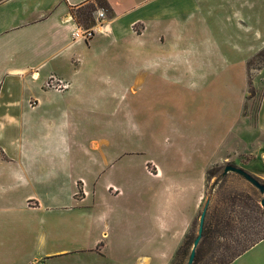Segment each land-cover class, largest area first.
Masks as SVG:
<instances>
[{"label": "crops", "instance_id": "crops-1", "mask_svg": "<svg viewBox=\"0 0 264 264\" xmlns=\"http://www.w3.org/2000/svg\"><path fill=\"white\" fill-rule=\"evenodd\" d=\"M90 1L0 0V264L123 258L133 164L154 183L156 198L164 197L157 229L178 230L166 220L182 215L176 236L187 233L203 204L213 166L230 162L264 180V90L255 120L242 114L263 132L248 149L231 148L232 133L212 158L204 134L202 148L190 151L161 149L157 135L152 149L129 145L135 118L156 112L150 92L157 98L181 73L205 96L191 76L226 70V40L215 20L222 12L259 39L241 51L249 83L247 64L264 48V0H107L113 14L86 40L75 37L72 8ZM258 71L257 80L264 67ZM58 81L67 86L58 89ZM187 196H194L192 212L178 205ZM230 264H264V239Z\"/></svg>", "mask_w": 264, "mask_h": 264}, {"label": "rangeland", "instance_id": "rangeland-1", "mask_svg": "<svg viewBox=\"0 0 264 264\" xmlns=\"http://www.w3.org/2000/svg\"><path fill=\"white\" fill-rule=\"evenodd\" d=\"M212 20H214L213 17H211V25ZM215 20L220 22L218 29L223 31L226 40L225 72L222 68L216 69L209 74L205 73L206 77L203 80H201V74L191 76V80L195 79L197 82L194 85L201 91L205 89L209 96L193 92L191 82L181 73H178L171 83L166 82L163 85L157 98L150 92L148 97L153 99L156 112L146 113L144 117H136L130 125L129 145L131 149H138L142 146L152 149V138L155 135L158 138V147L161 149H172L173 147L185 148L189 151L194 147L201 149V142L197 139L204 134V151L212 158L223 136L228 137L232 133L230 142L233 138L234 142H231V148L239 150L250 148L251 141L257 135L263 134L261 130L254 127L249 118L242 115L244 113L255 120V113L264 90V77L257 80L258 70L264 67V60H254L249 68V79L255 90L254 97L249 96V83L247 84L245 75L246 66L243 62L239 63L242 49L247 50L258 44L257 34L254 29L242 28L234 19L232 12H222ZM213 27L217 28L216 24ZM189 45L191 44L185 43L184 47ZM209 51L210 49L206 48V52ZM256 80L259 87L256 86ZM223 89L225 93L222 94ZM207 106L210 107L209 114H203ZM197 112L200 114L198 118ZM139 133L145 134L146 138L143 140ZM230 164L234 165L229 162L221 167H212L215 168V176H208L203 204L187 233L179 236H176L175 232L181 231L184 222L180 214L171 221L166 220L178 230L173 229L172 232L167 233L157 229L158 220L155 214L158 211L156 207L160 203L163 204L164 197L162 195L160 199L156 198L154 183L148 176H143L142 168L133 164L130 168L132 180L125 189L130 223L127 244H125L123 258L115 259L109 264H144L146 256L154 258L151 264H188L194 242L199 235L200 219L205 208L207 209L206 228L198 245V257L194 262L196 264H220L222 260L235 252L237 239L241 236V230L244 227L238 220L241 216V208L237 205V197H249L261 203L263 195L243 176L235 172L224 175L225 167ZM153 165H150V170L155 171V165ZM256 178L264 184V180ZM184 189H186L183 190L185 192L190 190L189 188ZM186 201L178 205H183L192 212L194 196L193 198L187 196ZM228 221L229 224H227Z\"/></svg>", "mask_w": 264, "mask_h": 264}, {"label": "trees", "instance_id": "trees-1", "mask_svg": "<svg viewBox=\"0 0 264 264\" xmlns=\"http://www.w3.org/2000/svg\"><path fill=\"white\" fill-rule=\"evenodd\" d=\"M100 8L105 9L106 13L109 15L113 14V10L107 0H93L81 6L74 7L72 8V14L80 26L86 29H91L96 25L95 13ZM258 59L264 60V48L249 60L248 69L254 60L256 61ZM252 85L253 83L251 82V79H249V96L254 97L255 90L252 88ZM214 171L215 168H211L208 172V176H215ZM237 205L241 208V216L238 217V220L240 221V224L244 226L241 230L242 237L239 236L237 239L238 243L235 252L230 254L226 259L222 260L220 264H230L237 257L264 239V207L261 203H259V200L253 201L249 197L244 198L243 196H239L237 197ZM249 211L251 213H249ZM227 224H229V221ZM205 228L206 224L204 222L203 233ZM178 254L179 252L177 255ZM196 257H198V251L196 253ZM194 264H196V262H194Z\"/></svg>", "mask_w": 264, "mask_h": 264}, {"label": "water", "instance_id": "water-1", "mask_svg": "<svg viewBox=\"0 0 264 264\" xmlns=\"http://www.w3.org/2000/svg\"><path fill=\"white\" fill-rule=\"evenodd\" d=\"M229 172H235L241 176H243L245 179H247L249 182H251L254 186H256L262 193L263 198L261 200V205L264 207V184L257 179L255 176L251 175L249 172H247L246 170H244L241 167L235 166V165H227L224 169V175L229 173ZM206 212L207 209L205 208L202 215H201V219H200V229H199V235L196 238L192 251H191V255L189 257L188 260V264H194L195 258H196V253H197V248L198 245L202 239V235H203V227H204V222H205V218H206Z\"/></svg>", "mask_w": 264, "mask_h": 264}, {"label": "built area", "instance_id": "built-area-1", "mask_svg": "<svg viewBox=\"0 0 264 264\" xmlns=\"http://www.w3.org/2000/svg\"><path fill=\"white\" fill-rule=\"evenodd\" d=\"M106 11L105 9H99L97 12H96V25L91 28V29H86V28H83L82 26L79 27V29H77V31L75 32V37H83L84 39L86 40H90L95 34H96V30L95 28L97 26H101L103 24V21L104 19L106 18ZM55 86L58 88V89H64L67 85L65 84H62L61 81H58L55 83ZM148 170L149 172L151 173H154L153 170H150V167H148ZM153 171V172H152Z\"/></svg>", "mask_w": 264, "mask_h": 264}]
</instances>
